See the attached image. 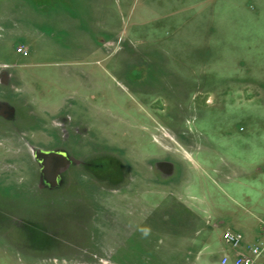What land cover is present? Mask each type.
<instances>
[{"label":"rangeland","instance_id":"1","mask_svg":"<svg viewBox=\"0 0 264 264\" xmlns=\"http://www.w3.org/2000/svg\"><path fill=\"white\" fill-rule=\"evenodd\" d=\"M0 102V264H220L225 230L264 237V0H0ZM33 147L80 163L39 188Z\"/></svg>","mask_w":264,"mask_h":264},{"label":"water","instance_id":"2","mask_svg":"<svg viewBox=\"0 0 264 264\" xmlns=\"http://www.w3.org/2000/svg\"><path fill=\"white\" fill-rule=\"evenodd\" d=\"M14 115V107L6 102H0V116L11 119ZM32 156L39 169V188L55 189L62 182V173L70 166L79 164V160L68 155L62 149L44 150L33 147Z\"/></svg>","mask_w":264,"mask_h":264},{"label":"built area","instance_id":"3","mask_svg":"<svg viewBox=\"0 0 264 264\" xmlns=\"http://www.w3.org/2000/svg\"><path fill=\"white\" fill-rule=\"evenodd\" d=\"M17 52L26 55V51L22 48H17ZM261 234L264 236V222H261ZM223 242L232 248L233 253L230 258L228 255H223L220 258V264H227L232 262V264H254L256 259L260 256L261 252L264 250V237L262 239H257L252 244H247L244 251H236L240 247L244 238L241 232L233 230H225L222 233Z\"/></svg>","mask_w":264,"mask_h":264},{"label":"crops","instance_id":"4","mask_svg":"<svg viewBox=\"0 0 264 264\" xmlns=\"http://www.w3.org/2000/svg\"><path fill=\"white\" fill-rule=\"evenodd\" d=\"M264 256L260 255L257 260H256V263L255 264H264ZM227 264H232V262H228Z\"/></svg>","mask_w":264,"mask_h":264},{"label":"flooded vegetation","instance_id":"5","mask_svg":"<svg viewBox=\"0 0 264 264\" xmlns=\"http://www.w3.org/2000/svg\"><path fill=\"white\" fill-rule=\"evenodd\" d=\"M80 163V162H79ZM63 174V173H62ZM62 181H63V177H62Z\"/></svg>","mask_w":264,"mask_h":264}]
</instances>
